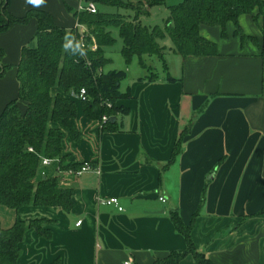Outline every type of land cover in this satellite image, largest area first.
I'll list each match as a JSON object with an SVG mask.
<instances>
[{
    "label": "crops",
    "instance_id": "1",
    "mask_svg": "<svg viewBox=\"0 0 264 264\" xmlns=\"http://www.w3.org/2000/svg\"><path fill=\"white\" fill-rule=\"evenodd\" d=\"M88 2L44 0L34 6L11 0L9 10L16 17L42 10L70 30L79 24L64 3L79 11ZM239 24L262 44L261 18L257 24L243 15ZM37 29L33 19L0 33L3 63L12 66L0 78V115L18 97L16 67L22 49L35 44ZM235 30L229 23L223 39L220 27L201 26L200 34L216 43L218 55L181 58L174 76L167 64L173 82L165 81L163 72L155 83L143 74L123 86L133 63L126 66L122 91L129 97L118 105L129 115L116 118L119 132L102 133L101 123L88 119L78 103L79 138L66 135L63 154L68 162L90 163L93 171L76 177L59 173L56 163L46 168L73 189L70 213L0 206L2 229L17 220L39 221L50 232L47 238L27 231L17 264H156L187 249L170 214L178 212L189 225L198 211L193 242L214 264H264V47L243 45ZM185 129L182 152L167 166ZM110 197L118 198L123 211L99 204ZM179 264L197 263L189 256Z\"/></svg>",
    "mask_w": 264,
    "mask_h": 264
},
{
    "label": "trees",
    "instance_id": "2",
    "mask_svg": "<svg viewBox=\"0 0 264 264\" xmlns=\"http://www.w3.org/2000/svg\"><path fill=\"white\" fill-rule=\"evenodd\" d=\"M10 1L0 0V33L17 24L26 25L33 19L38 23L35 44L22 49L16 67L18 97L0 115V206L13 210L60 208L70 213L74 209L73 189L61 185L57 175H49L46 168L41 167V158L57 160V170L61 172L81 168L83 163L68 162L63 154L65 136L69 135L73 140L79 138L74 123L78 103L88 119L101 123L102 133L121 131L120 124L111 119L129 115V109L118 105L119 101L129 97V92L122 91L126 71L107 70L113 63L107 54L116 43L115 31L122 41L120 53L126 66L137 59L141 68L149 69L147 60L155 58L162 64L167 82L175 81L168 73V50L182 59L218 55L216 43L200 34L201 26L220 27L221 36L226 39L227 25L233 23L235 35L240 37L243 45L252 42L264 47V0H174L176 2L171 5L168 3L171 0H138L136 3L132 0H88L100 9L117 10L116 13L98 10L96 14L78 11L64 3L66 11L79 25L87 28L84 48L78 28H61L42 10H30L24 16L16 17L9 10ZM166 4L170 15L163 27L143 24L141 17L148 14L150 7ZM243 15H251L257 24L262 19L261 45L257 38L242 31L239 18ZM166 38L172 42L168 49L160 44ZM92 39L98 46L96 51L89 48ZM3 59L4 52L0 49V78L12 68L4 64ZM144 79L155 83L160 80V75L149 72ZM82 89L86 91V100L71 97ZM55 90L59 92L53 96ZM20 102L26 106L24 111L20 109ZM104 116L108 121L103 124ZM187 132L185 129L179 136L167 166L181 154ZM199 212L192 216L189 225L178 212L170 214L187 249L183 253L172 252L156 264H179L189 256L197 264H214L193 242L192 231ZM30 229L50 238V232L42 229L39 221L17 220L8 230L0 227V264H17L21 256L20 244Z\"/></svg>",
    "mask_w": 264,
    "mask_h": 264
},
{
    "label": "rangeland",
    "instance_id": "3",
    "mask_svg": "<svg viewBox=\"0 0 264 264\" xmlns=\"http://www.w3.org/2000/svg\"><path fill=\"white\" fill-rule=\"evenodd\" d=\"M134 3H136L138 0H132ZM173 2H175L174 0L169 1V4H172ZM167 5H160V6H153L150 7L148 9V14L144 15L141 17V20L143 22V24L150 26V27H154V26H160L163 27L165 24V21L168 19L170 13L169 10L167 8ZM97 9L98 10H103L105 12H109V13H116L117 10L115 8H103L100 9L99 6L97 5ZM121 13H125L123 10H121ZM115 39H116V43L109 49V57L112 59V65L108 66L107 69H115V70H125L126 69V65L124 62V59L121 56V48H122V41L118 35V32L115 31L113 33ZM161 45L167 47V49L169 47L172 46V42L169 38H166L165 41L160 43ZM179 60H181V57H179L178 55H176L175 53L171 52V51H167L166 53V61L168 66L171 69V75L174 76V74H176L178 72V63ZM151 63H149L150 68L147 70L142 69L141 67H139L138 65V61L137 59L134 60L133 64L131 65L129 71H128V79L127 81L123 84V86H125L126 84H130L132 83V81L139 75H143L146 74L148 75L149 72H155L158 73L159 75H163V66L160 62H158L155 58L151 59ZM54 165H52L51 167H54ZM51 167L49 169H51Z\"/></svg>",
    "mask_w": 264,
    "mask_h": 264
},
{
    "label": "built area",
    "instance_id": "4",
    "mask_svg": "<svg viewBox=\"0 0 264 264\" xmlns=\"http://www.w3.org/2000/svg\"><path fill=\"white\" fill-rule=\"evenodd\" d=\"M79 11H86V12H89L90 14H96L98 9H97L96 4H94L93 2H88L84 6H81L79 8ZM79 26H81V25H79ZM79 26L77 28H79ZM81 28H83V29L81 30ZM79 31L81 33V38H80L81 47L84 48V47H86L85 46V37H86L88 31H87V28L85 26H81L79 28ZM89 48L91 51L97 50L98 46H97L94 39H92V44L89 46ZM71 97L74 99H77V100H83L84 101V100H86V91L84 89H82L80 91V93H78V94L73 93L71 95ZM107 121H108V118L106 116H104L102 118V123L104 124ZM29 151L33 152V149L30 148ZM57 162H58L57 160H52V159L42 157L41 158V167L47 168L50 165L57 163ZM91 171H93V166L90 163H83V165L81 166V168L79 170H76V171L69 170V171H64V172L58 171V172L61 174H67V175H73L76 177H80L83 174L91 172ZM160 201L165 202V199L160 198ZM99 204L103 205V206H114L115 208L118 209V211H120V212L123 211V208L120 206V202H119L118 198H116V197H110V198H105V199L101 198V199H99ZM81 223H82V221L77 222L76 226H80ZM125 264H132V261H128Z\"/></svg>",
    "mask_w": 264,
    "mask_h": 264
},
{
    "label": "clouds",
    "instance_id": "5",
    "mask_svg": "<svg viewBox=\"0 0 264 264\" xmlns=\"http://www.w3.org/2000/svg\"><path fill=\"white\" fill-rule=\"evenodd\" d=\"M27 2L34 6H39L44 3V0H27ZM65 47H67V45H65Z\"/></svg>",
    "mask_w": 264,
    "mask_h": 264
},
{
    "label": "water",
    "instance_id": "6",
    "mask_svg": "<svg viewBox=\"0 0 264 264\" xmlns=\"http://www.w3.org/2000/svg\"><path fill=\"white\" fill-rule=\"evenodd\" d=\"M111 121H112V122H116V118H112Z\"/></svg>",
    "mask_w": 264,
    "mask_h": 264
}]
</instances>
